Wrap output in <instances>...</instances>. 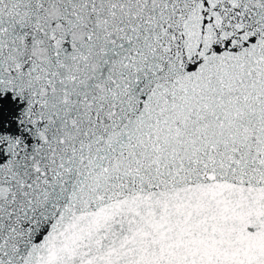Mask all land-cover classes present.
I'll use <instances>...</instances> for the list:
<instances>
[{"label": "snow or ice", "instance_id": "obj_1", "mask_svg": "<svg viewBox=\"0 0 264 264\" xmlns=\"http://www.w3.org/2000/svg\"><path fill=\"white\" fill-rule=\"evenodd\" d=\"M0 264H264V0H0Z\"/></svg>", "mask_w": 264, "mask_h": 264}, {"label": "water", "instance_id": "obj_2", "mask_svg": "<svg viewBox=\"0 0 264 264\" xmlns=\"http://www.w3.org/2000/svg\"><path fill=\"white\" fill-rule=\"evenodd\" d=\"M16 109L8 100L4 101V112H3V119L5 121H9L10 118L14 115ZM8 130L15 131V125H12Z\"/></svg>", "mask_w": 264, "mask_h": 264}]
</instances>
